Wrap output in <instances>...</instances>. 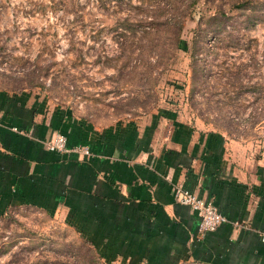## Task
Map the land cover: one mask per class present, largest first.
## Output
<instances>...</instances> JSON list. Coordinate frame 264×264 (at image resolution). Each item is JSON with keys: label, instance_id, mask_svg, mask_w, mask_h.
<instances>
[{"label": "rangeland", "instance_id": "rangeland-1", "mask_svg": "<svg viewBox=\"0 0 264 264\" xmlns=\"http://www.w3.org/2000/svg\"><path fill=\"white\" fill-rule=\"evenodd\" d=\"M0 88L103 122L173 111L257 156L264 0H0ZM0 212V264L131 263L107 260L61 213Z\"/></svg>", "mask_w": 264, "mask_h": 264}, {"label": "crops", "instance_id": "crops-1", "mask_svg": "<svg viewBox=\"0 0 264 264\" xmlns=\"http://www.w3.org/2000/svg\"><path fill=\"white\" fill-rule=\"evenodd\" d=\"M203 125L168 110L103 122L0 88V209L96 220L103 246L130 264H264V152ZM55 131L90 154L46 148ZM175 184L212 200L226 220L199 232Z\"/></svg>", "mask_w": 264, "mask_h": 264}, {"label": "built area", "instance_id": "built-area-1", "mask_svg": "<svg viewBox=\"0 0 264 264\" xmlns=\"http://www.w3.org/2000/svg\"><path fill=\"white\" fill-rule=\"evenodd\" d=\"M44 145L48 149L59 152H75L78 155L90 154L87 145L68 146L66 135L60 131H55L50 138L44 141ZM173 194L177 202L187 205L198 215L199 232L214 230L220 223L226 220V217L218 210L212 200L200 196L180 184L173 186Z\"/></svg>", "mask_w": 264, "mask_h": 264}, {"label": "trees", "instance_id": "trees-1", "mask_svg": "<svg viewBox=\"0 0 264 264\" xmlns=\"http://www.w3.org/2000/svg\"><path fill=\"white\" fill-rule=\"evenodd\" d=\"M2 213L0 212V214ZM73 224L82 233V238L92 245L99 254L107 258V260L115 258L116 250L103 246L101 240L102 225L99 222H96V220H73ZM5 249L6 247H0V251Z\"/></svg>", "mask_w": 264, "mask_h": 264}]
</instances>
